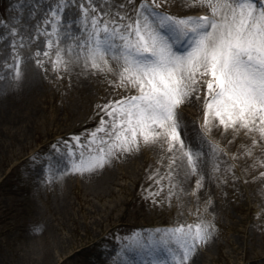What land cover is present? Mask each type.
Listing matches in <instances>:
<instances>
[{
    "label": "rangeland",
    "instance_id": "374dc122",
    "mask_svg": "<svg viewBox=\"0 0 264 264\" xmlns=\"http://www.w3.org/2000/svg\"><path fill=\"white\" fill-rule=\"evenodd\" d=\"M160 2L159 11L173 17L195 16L204 10L187 9L183 0ZM82 3L89 7L87 0H0V75L10 73L5 65L12 63L13 42L28 57L22 65V79L13 87L8 83L2 93L0 88V264H127L128 259L134 264L152 259L171 264L162 245H154L149 256L148 251L138 249L137 240L147 243L157 229L198 220L214 230L187 264H264V198L255 191L261 170L258 164L243 165L239 147L240 140L251 148V137L241 133L238 141L217 139L202 128L201 103L198 110L189 111L191 124L206 141L222 149L213 155L205 143L212 167L207 194L177 185L176 195L169 199L168 181L155 182L167 174L159 171L167 154L153 145H141L133 157L113 159L104 167L101 188L84 174H65L64 142L95 128L104 115L101 106L134 94L113 87L109 81L115 76L104 75L84 96L70 68L55 72L51 63L43 67L35 63L34 54L44 50L48 39L41 33L51 31L45 23L50 10L61 5L63 30L78 36ZM139 3L111 0L115 5L111 11L127 15ZM93 6L99 11L109 9L103 0H94ZM22 42L24 48L19 47ZM34 74L31 86L28 78ZM162 186L159 196L149 195ZM47 238L55 247L44 262L37 249Z\"/></svg>",
    "mask_w": 264,
    "mask_h": 264
},
{
    "label": "snow or ice",
    "instance_id": "6c2138e0",
    "mask_svg": "<svg viewBox=\"0 0 264 264\" xmlns=\"http://www.w3.org/2000/svg\"><path fill=\"white\" fill-rule=\"evenodd\" d=\"M87 3L88 8L81 4L78 36L63 30L61 5L50 10L45 23L51 31L41 33L48 39L44 50L34 54L35 63L39 67L51 63L55 72L68 71L75 64L92 74H113L115 80L109 81L113 87L134 94L101 106L104 115L95 128L64 142L65 174L94 173L118 156L139 151L141 145L159 144L169 154L168 170L155 182L168 181L170 199L176 195L178 177L199 174L200 144H210L199 132V139L191 136L179 110L193 100L202 104V128L208 132L223 128L252 138L245 155L251 156L252 148L264 144V0H191L187 7H204L208 13L186 17L159 11L160 0H140L127 15L113 14L111 0H103L109 5L107 11L93 6L94 0ZM126 3L132 5L133 0ZM119 7L124 9L125 4ZM11 34L17 33L13 29ZM177 44L182 51L174 50ZM19 47L24 48V43ZM12 48V63L5 67L19 82L28 57L17 51L15 42ZM4 78L0 75V80ZM210 146L213 155L222 152L218 145ZM201 186L197 180L196 190ZM163 190L162 186L149 195L159 196ZM213 230L202 220L179 224L157 229L147 243L137 240V247L151 256L150 249L162 245L171 264H187L208 243ZM146 264L161 262L152 259Z\"/></svg>",
    "mask_w": 264,
    "mask_h": 264
},
{
    "label": "bare ground",
    "instance_id": "6f19581e",
    "mask_svg": "<svg viewBox=\"0 0 264 264\" xmlns=\"http://www.w3.org/2000/svg\"><path fill=\"white\" fill-rule=\"evenodd\" d=\"M191 2V0H189V3ZM188 3V4H189ZM183 5H187V3H185V0H183ZM183 8V7H181ZM192 8V7H187V9ZM186 9V10H187ZM206 9V8H205ZM206 11L208 12V10L206 9ZM71 41H69L70 43ZM176 50V49H175ZM69 68L71 69L72 75H73V79L74 82L76 83L79 92H81L84 96L89 95L92 90H93V86L94 83L97 82V80L100 78H103L104 74H92L89 72H86L84 70H82V68L78 65L75 64H71L69 66ZM108 77H113V74H108L105 75ZM28 80L30 81V85L34 86L35 85V81H36V75H31V77L28 78ZM10 83V87H13L15 85V81L11 78V75L9 73H7L5 75V78L3 80H0V88H1V93L3 88L5 89V86ZM0 93V94H1ZM199 105L200 103L196 102L195 100L186 103L184 105H182L180 107V111L184 114V119L185 121L188 123L189 125V129H190V133L191 136L196 137L197 139H199V137L197 136V132L196 130L193 128L192 124H191V120H190V116L189 111L192 112V110H198L199 109ZM211 133L217 137V139H223L225 141H231V140H236L238 141L240 134L239 135H234L233 132H225L223 131L221 128H214ZM249 140H252L251 138H249ZM240 142V150L241 153L243 154V159L241 160V162L243 163L244 166H247L249 168H251L252 166L258 164V169H260V173L264 172V144L258 145V150L257 149H252V155L251 156H247L245 155V150L246 148H250V144L246 143L243 144ZM187 143V141H186ZM153 146H160L159 144L157 145H153ZM200 149L203 153L201 159L203 161V163L200 166V171L199 174L194 175V176H189L187 179L183 178V177H178L174 182H176V184L181 188V189H185L188 190V188H192V187H196V182L197 180H201V187L199 188L203 195L207 194L210 190L209 187V182H208V176L211 172V164H210V156L208 153V150L206 148L205 143H201L200 144ZM140 151V150H139ZM139 151H133L129 154H124L122 155L123 158H128V157H133L135 156L137 153L139 154ZM167 154V153H166ZM168 159H169V154H167V162L165 164H163L160 168V172L163 169L166 173L168 170ZM85 177H87L89 179V181H92L94 183V185L96 187H103V185H105V178L106 175H104V168L95 171L94 173H89V174H84ZM167 175V174H166ZM260 178L257 179V189H255V191H260L264 198V177H261L260 174L258 175ZM201 177H203L201 179ZM205 210L208 211V206H204ZM42 237H44L43 233L41 234ZM54 243L51 242V240H49L48 238L44 240V245H42L39 249H37L38 251H41V258L42 260H44V262H48L51 255H52V248H54ZM136 264H140V263H136Z\"/></svg>",
    "mask_w": 264,
    "mask_h": 264
}]
</instances>
